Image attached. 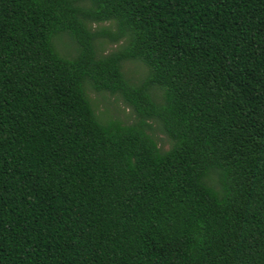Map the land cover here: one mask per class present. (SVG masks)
<instances>
[{"label": "trees", "instance_id": "trees-1", "mask_svg": "<svg viewBox=\"0 0 264 264\" xmlns=\"http://www.w3.org/2000/svg\"><path fill=\"white\" fill-rule=\"evenodd\" d=\"M0 264H264V0H0Z\"/></svg>", "mask_w": 264, "mask_h": 264}, {"label": "rangeland", "instance_id": "rangeland-1", "mask_svg": "<svg viewBox=\"0 0 264 264\" xmlns=\"http://www.w3.org/2000/svg\"><path fill=\"white\" fill-rule=\"evenodd\" d=\"M109 23L101 24L100 27H107ZM98 25H95L97 27ZM121 42L109 43L105 42L106 53L116 50ZM63 53L67 50L61 47ZM125 72L130 79L137 81L145 75V68L139 63L128 62L125 64ZM90 97L95 104L98 115L105 119H120L124 123H132L135 121V115L132 110L117 96L109 93L97 94L90 93ZM152 130L150 133L158 141L159 145L165 149L170 147L168 138L163 134L157 124L152 123Z\"/></svg>", "mask_w": 264, "mask_h": 264}]
</instances>
